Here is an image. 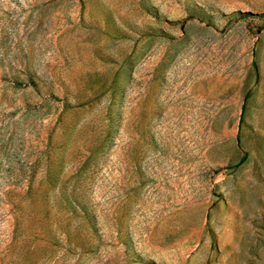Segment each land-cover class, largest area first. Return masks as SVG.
<instances>
[{
	"label": "rangeland",
	"instance_id": "rangeland-1",
	"mask_svg": "<svg viewBox=\"0 0 264 264\" xmlns=\"http://www.w3.org/2000/svg\"><path fill=\"white\" fill-rule=\"evenodd\" d=\"M0 264H264V0H0Z\"/></svg>",
	"mask_w": 264,
	"mask_h": 264
}]
</instances>
